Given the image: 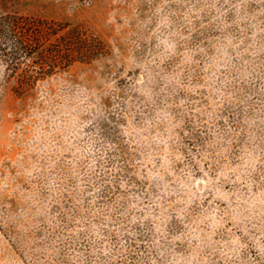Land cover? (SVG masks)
<instances>
[{"label":"rangeland","instance_id":"374dc122","mask_svg":"<svg viewBox=\"0 0 264 264\" xmlns=\"http://www.w3.org/2000/svg\"><path fill=\"white\" fill-rule=\"evenodd\" d=\"M108 52L21 95L0 61V264H264V0H0Z\"/></svg>","mask_w":264,"mask_h":264},{"label":"trees","instance_id":"16d2710c","mask_svg":"<svg viewBox=\"0 0 264 264\" xmlns=\"http://www.w3.org/2000/svg\"><path fill=\"white\" fill-rule=\"evenodd\" d=\"M90 1V0H80ZM108 52L103 40L80 24L18 12L0 13V61L17 95Z\"/></svg>","mask_w":264,"mask_h":264}]
</instances>
